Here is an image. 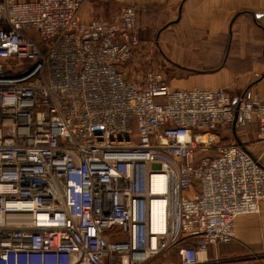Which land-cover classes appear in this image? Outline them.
<instances>
[{
	"label": "built area",
	"instance_id": "obj_1",
	"mask_svg": "<svg viewBox=\"0 0 264 264\" xmlns=\"http://www.w3.org/2000/svg\"><path fill=\"white\" fill-rule=\"evenodd\" d=\"M86 1L0 0V264H209L264 200V100L174 88L136 4ZM254 121L258 155L216 142Z\"/></svg>",
	"mask_w": 264,
	"mask_h": 264
},
{
	"label": "crops",
	"instance_id": "obj_2",
	"mask_svg": "<svg viewBox=\"0 0 264 264\" xmlns=\"http://www.w3.org/2000/svg\"><path fill=\"white\" fill-rule=\"evenodd\" d=\"M130 3L139 9L141 38L156 40L157 69L174 88L222 89L234 98L257 95L264 100V0ZM142 49L131 62L154 69L147 66L152 59L145 56L147 48ZM257 133L254 121L245 128L231 125L217 132L215 140L220 145L243 144L258 155ZM246 252L264 253V200L258 213L237 218L234 242L209 247V264L216 260L219 264H264L238 260Z\"/></svg>",
	"mask_w": 264,
	"mask_h": 264
},
{
	"label": "rangeland",
	"instance_id": "obj_3",
	"mask_svg": "<svg viewBox=\"0 0 264 264\" xmlns=\"http://www.w3.org/2000/svg\"><path fill=\"white\" fill-rule=\"evenodd\" d=\"M130 0H87L84 4V7L81 11V18L83 20H87L89 18L92 17H107V18H111L117 14L120 13V11L130 5ZM141 30L139 29V36L141 38ZM142 38H145L142 36ZM141 38V39H142ZM143 41H146V46H144V48L142 50H144L145 48H147V50L145 51V56L146 57H151L152 59L150 60L151 62L149 63V65H147L148 67H153L155 69H157L158 64L155 62V59L157 57L158 54H160L158 52V50L156 49L157 45H156V40L152 37L149 40L151 41H147L145 39H142ZM149 47V48H148ZM152 48V49H151ZM135 59V58H134ZM161 59L160 57L157 58ZM169 75H172L169 74ZM247 260V262L249 263H264V253H253V252H246V255L244 257L239 258L238 260H242V259ZM177 260V252L176 251H170L169 253H167L165 256L159 257L158 259L155 260V262L158 263H171V262H175ZM233 261V260H231ZM237 261V260H235ZM219 260H216L214 262H212L211 264H219L218 263Z\"/></svg>",
	"mask_w": 264,
	"mask_h": 264
},
{
	"label": "bare ground",
	"instance_id": "obj_4",
	"mask_svg": "<svg viewBox=\"0 0 264 264\" xmlns=\"http://www.w3.org/2000/svg\"><path fill=\"white\" fill-rule=\"evenodd\" d=\"M163 180V176L162 175H159L156 177V181H157V184L158 185H161V181ZM162 204V203H161ZM156 217L159 219V225L160 226H157L158 229L162 228L163 229V221H164V210H163V207L160 206L157 210V214H156Z\"/></svg>",
	"mask_w": 264,
	"mask_h": 264
}]
</instances>
